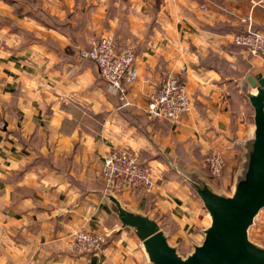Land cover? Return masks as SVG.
Returning a JSON list of instances; mask_svg holds the SVG:
<instances>
[{
  "label": "crops",
  "instance_id": "crops-1",
  "mask_svg": "<svg viewBox=\"0 0 264 264\" xmlns=\"http://www.w3.org/2000/svg\"><path fill=\"white\" fill-rule=\"evenodd\" d=\"M255 1L73 0L57 5L61 21L65 9L73 11L67 25L86 19L75 35L59 29L62 23L53 30L47 18L31 11L28 24L36 25L41 36L56 38V49L46 44L18 48L22 37L0 24V264H149L137 238L128 235L131 229L121 228L100 193L105 188L101 161L114 149L128 148L140 156L149 152L147 165H164L186 184L164 155L202 170L207 147L220 139L234 144L233 139L243 140L254 129L252 120L249 129L244 125L237 136L230 133L223 106L230 114L233 103L253 119L239 81L263 70L264 59L250 55L233 38L248 16L264 31V11L253 8ZM47 5L43 8L51 9ZM0 8H6L3 2ZM106 34L116 45L135 50L139 76L130 88V107L120 102L94 62L79 58V47ZM80 35L84 44L76 46ZM246 67L244 76L235 75ZM170 72L178 74L192 102L191 112L178 124L149 119L145 112ZM230 184L231 177L219 185L227 189ZM186 186L184 194L166 182L153 201L130 200L133 191L119 197L150 213L183 252H190L193 243L202 242L209 215L198 198L202 215L194 224L201 242L183 227L178 233L168 228L170 216L182 221L192 193ZM196 205L193 201L197 210ZM80 228L106 234L103 250H75L70 234Z\"/></svg>",
  "mask_w": 264,
  "mask_h": 264
},
{
  "label": "water",
  "instance_id": "water-1",
  "mask_svg": "<svg viewBox=\"0 0 264 264\" xmlns=\"http://www.w3.org/2000/svg\"><path fill=\"white\" fill-rule=\"evenodd\" d=\"M239 85L254 111V129L243 140H232L237 167L227 189L205 171L164 155L209 215V226L201 230L202 242L193 243L190 252H183L150 213L125 205L114 190L100 191L121 228H130L139 239L149 264H264V246L251 238L264 209V69L254 71Z\"/></svg>",
  "mask_w": 264,
  "mask_h": 264
},
{
  "label": "built area",
  "instance_id": "built-area-1",
  "mask_svg": "<svg viewBox=\"0 0 264 264\" xmlns=\"http://www.w3.org/2000/svg\"><path fill=\"white\" fill-rule=\"evenodd\" d=\"M252 6L264 11V0H256ZM241 21L245 27L234 35V44L245 48L250 55L264 59V31L253 28L252 16ZM79 58L94 62L105 83L112 91L120 94L122 102L126 101L128 87L139 76L132 46H118L112 35H102L92 39L88 47L80 49ZM191 110L189 93L172 72L163 76L147 105V113L151 119H164L173 123L180 122ZM0 127L3 128L4 124ZM205 164L214 179L223 176L226 169L223 152L212 151L206 157ZM100 176L106 189L114 190L118 194L126 191L149 194L154 190L152 176L140 156L128 149L110 152L101 163ZM106 238V234L80 228L71 233L70 244L81 252L93 254L103 250Z\"/></svg>",
  "mask_w": 264,
  "mask_h": 264
},
{
  "label": "rangeland",
  "instance_id": "rangeland-1",
  "mask_svg": "<svg viewBox=\"0 0 264 264\" xmlns=\"http://www.w3.org/2000/svg\"><path fill=\"white\" fill-rule=\"evenodd\" d=\"M72 1L73 0H1L0 2H3V5L6 8H0V24L4 27L9 26L10 30H12L13 33L20 35L22 37L20 42L17 41V45H18L17 47L18 48L24 49V46L45 45L46 44L48 47L56 49V48H59L60 43L56 40V38H54L52 36H41L39 31H37L35 29L36 25L30 26L28 24L29 23L28 22V18H29L28 14L32 11V13L33 12L36 13V16L38 15L37 17H39V18L40 17L47 18L48 21L53 25V28H52L53 30H57V24L62 23L63 25L60 24L61 26L59 25V29L61 28L62 30H64V28H67L69 33H74V35H75L79 29L83 28V25L86 22V19L79 18L76 21V24H77L76 26H73L74 24L72 22H70V25H67L66 23H68V19H69L68 15L73 12V11L71 12L67 9H65V12H64V16L66 18L62 19L63 21H61L57 17L58 16L57 5H59V7H60V4H64L66 6L67 2H69L71 4ZM14 3H17V5L15 6ZM45 5L51 7V9H44L43 7ZM45 8H46V6H45ZM27 16H28V18H27ZM37 26H38V24H37ZM253 28L255 30H259L254 25H253ZM84 41H85V36L80 35V36L75 38L74 44L76 46L77 45H83ZM67 48H69V47H67ZM82 48L83 47H79V50ZM69 49H72V47ZM224 67H225L226 72H227L226 74H229L230 71L227 68L226 64L224 65ZM248 70H249V67H246L245 69L242 68L240 71L237 69V71H235V75L242 77L248 72ZM174 74L178 77V74H176V73H174ZM130 88H131V85L128 87V90L126 92L127 96H126L125 102H122L120 99V97H121L120 94L117 91H114V93H116V96L118 97L120 102L122 104L128 106V107H130V105H131V103L129 102V99L131 96L130 95V93H131ZM226 94L227 93H225L224 95H226ZM228 94H231V92H229ZM226 99L230 100V98H226ZM230 101H232V100H230ZM230 101H229V103H230ZM223 108L226 109L224 111L225 114L229 115V117L226 118V120H227V123H229L228 130L230 133L237 136V132L239 131L240 127L245 125V127H247V129H249L251 127V125H253V121H252L253 119L252 118L250 119L249 114H246L244 111H242L241 107L235 106L232 103V105L229 107L230 108V114L228 111V106L224 105ZM145 112L147 113V108H146ZM147 115H148V113H147ZM149 119H151V118L149 117ZM178 123H176V124H178ZM245 131L243 130V133L241 135H243L245 133ZM217 141H219V142H215L214 144H212L206 148L207 151H206V154L204 155V160H206V157L214 150H219V151L223 152L225 160H226V169H225V172H224L222 177L215 179L219 182V184H221L222 181L226 182L227 180H230L232 173H234V168L237 167V165H236L237 148H236V146H234V144L226 143L222 139L217 140ZM126 149H128V148H126ZM141 149H143V148L141 147ZM114 150H118V149H114ZM128 150L133 151L131 149H128ZM133 152L138 153L136 151H133ZM138 155H139V153H138ZM152 155L153 154H149V152L144 153L141 155L142 156L141 159H143V161L146 163L147 160ZM106 156L107 155H105L103 157V159ZM103 159H102V161H103ZM102 161H101V163H102ZM145 166L148 169V171L150 172L152 179L154 181V190L149 194H140L137 192H131L132 198L130 200L136 199L139 201L140 199L149 198V199H152V201H153L156 197V194H155L156 189L161 188L163 186V184L166 182L167 183L172 182L176 188H178V185H183V186L178 188L179 191L181 189H183L185 192L184 194H186V192L188 193V189H187L186 184H183V182H181V180L178 178V176L173 174L171 171L167 170V168L164 165L152 166V165H147V163H146ZM202 168H203L202 169L203 171L209 173L206 165H202ZM191 191H192V193L189 192L191 195L189 196L188 201L185 202L187 205H183V210H182L183 214L181 216L182 221L180 219L173 218L172 216H170L169 220H168V228H170L171 230H174L176 233H178V231L183 227L185 230L189 231L190 236H193L195 239H198L199 242H201L202 236H199L197 231H196L197 225L194 224V223H196L194 221V219H196L197 217H200L202 215V212H201V214L198 212L199 209L202 210V206H201L202 204L200 205L201 202L199 203V199H198L199 197L196 195V193L192 189H191ZM193 201L195 203H197V205H196L197 210H196V208L195 209L192 208ZM153 204H155V202ZM188 206H189V208H188ZM185 221H187V222H185ZM110 235H112V234H110ZM128 235L135 236V234L133 232L128 233ZM251 238L253 239L254 242L264 246V209L258 215V217L256 219V223L251 230ZM107 240H108V236L106 238V242H105L104 246L107 244ZM137 241L139 244L140 242H139L138 238H137ZM73 248L75 250L81 252L80 250L76 249L75 247H73ZM185 248H186V246H185ZM186 249H188V248H186ZM81 253H84V252H81ZM85 254H88V253H85Z\"/></svg>",
  "mask_w": 264,
  "mask_h": 264
}]
</instances>
